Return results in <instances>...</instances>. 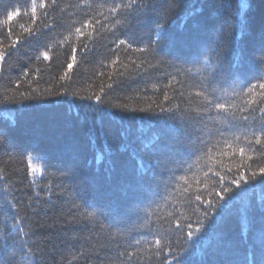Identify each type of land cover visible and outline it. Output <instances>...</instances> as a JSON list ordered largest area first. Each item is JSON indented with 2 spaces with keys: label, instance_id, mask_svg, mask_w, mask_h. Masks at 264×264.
<instances>
[{
  "label": "trees",
  "instance_id": "trees-1",
  "mask_svg": "<svg viewBox=\"0 0 264 264\" xmlns=\"http://www.w3.org/2000/svg\"><path fill=\"white\" fill-rule=\"evenodd\" d=\"M0 264H264V0H0Z\"/></svg>",
  "mask_w": 264,
  "mask_h": 264
},
{
  "label": "rangeland",
  "instance_id": "rangeland-1",
  "mask_svg": "<svg viewBox=\"0 0 264 264\" xmlns=\"http://www.w3.org/2000/svg\"><path fill=\"white\" fill-rule=\"evenodd\" d=\"M29 165L31 166V173L33 176H39L41 173V167H39L32 159H29Z\"/></svg>",
  "mask_w": 264,
  "mask_h": 264
}]
</instances>
